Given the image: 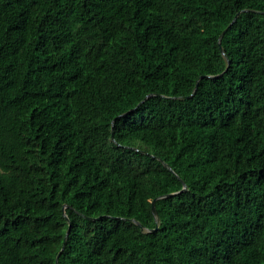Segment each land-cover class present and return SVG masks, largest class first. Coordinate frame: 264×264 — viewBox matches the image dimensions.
Returning <instances> with one entry per match:
<instances>
[{"label": "trees", "instance_id": "16d2710c", "mask_svg": "<svg viewBox=\"0 0 264 264\" xmlns=\"http://www.w3.org/2000/svg\"><path fill=\"white\" fill-rule=\"evenodd\" d=\"M64 244L264 264V0H0V264Z\"/></svg>", "mask_w": 264, "mask_h": 264}, {"label": "water", "instance_id": "95a60500", "mask_svg": "<svg viewBox=\"0 0 264 264\" xmlns=\"http://www.w3.org/2000/svg\"><path fill=\"white\" fill-rule=\"evenodd\" d=\"M239 16H240V13H238V14L235 16V18L233 19V22L231 23V25L229 26V28H230L232 25H234V24L236 23V21H237V19H238ZM227 31H228V29H226V30L221 34V36H220V38H219V45H220V48H222V45H221L222 38L225 36V34L227 33ZM198 87H199V83H197L196 88H195V92L193 93V95L196 93ZM193 95H191V96H189V97H187V98H190V97H192ZM186 189H187V186H184V190H186ZM173 195H175V194H171V195H169V196H173ZM165 197H167V196H164V197H161V198H165ZM161 198H160V199H161ZM155 202H156V200H155V201L153 202V204H152V210H153L154 214H156ZM67 208H68V207L65 206V207L63 208V211L65 212ZM156 230H158V226H157V228L155 229V231H156ZM70 231H71V223H70V225H69V231H68V234L70 233ZM65 244H66V243H65ZM65 244H64V246H63L61 252H60L59 255L57 256V264H58V261H59V258H60V256H61L62 252H63L64 249H65Z\"/></svg>", "mask_w": 264, "mask_h": 264}]
</instances>
